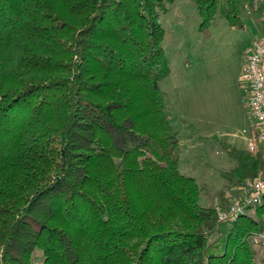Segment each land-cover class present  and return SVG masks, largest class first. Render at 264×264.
<instances>
[{
  "label": "trees",
  "instance_id": "obj_1",
  "mask_svg": "<svg viewBox=\"0 0 264 264\" xmlns=\"http://www.w3.org/2000/svg\"><path fill=\"white\" fill-rule=\"evenodd\" d=\"M207 35L264 0H193ZM174 0H0V264H264V198L230 223L180 172L160 83L171 73L162 12ZM264 39V35H263ZM237 194L262 152L228 145ZM219 232L220 237L212 241Z\"/></svg>",
  "mask_w": 264,
  "mask_h": 264
},
{
  "label": "rangeland",
  "instance_id": "obj_2",
  "mask_svg": "<svg viewBox=\"0 0 264 264\" xmlns=\"http://www.w3.org/2000/svg\"><path fill=\"white\" fill-rule=\"evenodd\" d=\"M243 19L245 27L236 28L217 13L207 35L200 29L202 19L193 0H174L162 12L171 73L160 87L166 114L179 137L186 140L180 147V172L197 180L203 207L217 205L220 191L231 201L237 196L226 175H235L238 160L226 144L244 149L245 139L248 146L245 59L254 40L264 33L253 15ZM230 223H220L222 235L212 236V241L220 237L212 252L223 251ZM44 260L37 248L32 264H44Z\"/></svg>",
  "mask_w": 264,
  "mask_h": 264
},
{
  "label": "built area",
  "instance_id": "obj_3",
  "mask_svg": "<svg viewBox=\"0 0 264 264\" xmlns=\"http://www.w3.org/2000/svg\"><path fill=\"white\" fill-rule=\"evenodd\" d=\"M247 104L252 125L244 130L248 134V147L253 153L262 152L264 157V39L256 38L253 46L246 52L245 75ZM231 204L224 208L216 206L220 222H235L247 209L261 203L264 198V177L248 180L239 188ZM264 246V233L257 238Z\"/></svg>",
  "mask_w": 264,
  "mask_h": 264
},
{
  "label": "crops",
  "instance_id": "obj_4",
  "mask_svg": "<svg viewBox=\"0 0 264 264\" xmlns=\"http://www.w3.org/2000/svg\"><path fill=\"white\" fill-rule=\"evenodd\" d=\"M256 20V19H255ZM166 38V37H165ZM165 41V40H164ZM170 64H171V62H170ZM171 67V66H170ZM164 92V91H163ZM165 94V93H164ZM244 100V99H243ZM165 106H166V104H165ZM248 113H249V111H248ZM249 115V114H248ZM247 128L246 129H244V130H247V129H249L250 127H251V125H252V120H251V118H250V116H249V118H248V120H247ZM179 136V135H178ZM180 138V147L182 146V144H184L185 142H186V140H184V139H182L181 137H179ZM243 142V144L245 145V147L246 148H244V149H247V143H246V140L245 139H243L242 140ZM238 144V143H237Z\"/></svg>",
  "mask_w": 264,
  "mask_h": 264
}]
</instances>
